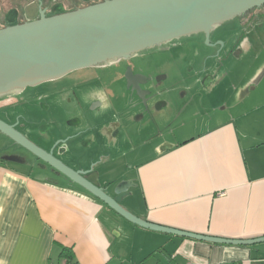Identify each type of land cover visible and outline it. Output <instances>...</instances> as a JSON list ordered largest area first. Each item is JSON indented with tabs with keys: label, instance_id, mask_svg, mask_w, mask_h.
Masks as SVG:
<instances>
[{
	"label": "crops",
	"instance_id": "1",
	"mask_svg": "<svg viewBox=\"0 0 264 264\" xmlns=\"http://www.w3.org/2000/svg\"><path fill=\"white\" fill-rule=\"evenodd\" d=\"M259 48L263 50L264 42ZM263 68L264 58L255 56L251 69L263 74ZM215 75L217 89L189 90L196 97L188 91L193 105L195 98L201 100L204 111L193 131L197 133L175 142L160 135L149 155L137 151L123 171L128 114H119L118 104H110L114 93L104 90L107 103L89 110L94 119L70 128L73 132L66 129L69 134L81 129L86 136L72 145L97 149L93 155L84 150L85 158L75 159L71 169L92 167L100 188L110 196L117 183L133 181L120 205L144 222L223 240L264 237V90L253 93L251 101L249 90H221L223 78ZM213 82L207 77L202 87ZM186 111L182 108L178 116ZM113 128L116 135L110 136ZM3 137L9 144L3 146L6 155H0V264H68L62 250L72 256L71 264H264V243L215 244L139 228L59 173L37 167Z\"/></svg>",
	"mask_w": 264,
	"mask_h": 264
},
{
	"label": "water",
	"instance_id": "2",
	"mask_svg": "<svg viewBox=\"0 0 264 264\" xmlns=\"http://www.w3.org/2000/svg\"><path fill=\"white\" fill-rule=\"evenodd\" d=\"M262 5L264 0H107L47 18L42 13L38 20L0 29V96L77 70L129 60L141 51L182 37L208 36L221 24ZM126 73L131 75L130 69ZM133 92L146 110L153 97L151 92L139 88ZM15 126L0 120V134L139 228L215 244L264 243V237L223 240L144 222L120 205L134 186L133 181L117 183L110 196L100 188L98 173L92 167L88 171L69 168L53 155L55 146L45 152Z\"/></svg>",
	"mask_w": 264,
	"mask_h": 264
},
{
	"label": "rangeland",
	"instance_id": "3",
	"mask_svg": "<svg viewBox=\"0 0 264 264\" xmlns=\"http://www.w3.org/2000/svg\"><path fill=\"white\" fill-rule=\"evenodd\" d=\"M29 1H33L35 4L40 3V0H0V9L3 10L1 16L10 17L12 13L10 10L11 8H20L22 4ZM46 1L47 0H45V6L48 5ZM102 1L107 0H89L88 3H95L94 5H96ZM65 3L68 4V9L69 7H73L74 9L77 7L76 0H66ZM88 3L84 5L88 7ZM259 9L260 8H255L253 9L254 11H248L249 14L245 13L238 18L236 17L231 21L221 24L217 27L212 36H210V34L208 36L204 34H194L182 37L141 51L130 58V63L128 65L132 68V71L150 79L149 82L142 85V88L143 90L150 91L153 95L150 99L152 112L153 109H156V106L164 104L165 102L167 103V106L156 115L155 119L145 115L142 120L143 123L138 124L141 118L136 116V114L142 111L144 107L135 94L132 95L130 92L125 93L124 90L126 89L124 88V82H111V75L117 71H121L118 70L116 66L109 67L110 69L108 68L106 70L92 68L81 69L70 74V76L65 79L68 83L66 86L68 88L64 90H72V87H74V90L78 93L77 97L80 96L83 100V102H81V109L83 112H81L78 107H75V105L70 106L64 104V109L57 112L55 118H61L65 122L70 118H76L78 116H82L81 121L84 122L88 117L89 120H93L94 116L92 117L91 112L88 111L91 109V106L88 107L91 105V102L98 101L99 105L97 108H99L108 101L104 97V90L114 93L115 99L113 98L110 104H118L117 112L119 114L121 111L127 112L128 114L124 117V119H126V122H124L126 133L123 135L124 145H122V149L126 152L127 157L121 160L120 171H123L126 166H130L131 163H133L132 157L137 151L140 152L142 157L149 155L153 147L161 142L159 138L160 135L164 134L168 142H175L178 138H184L189 134L192 135L193 133H197L193 131L200 126V119L204 111L201 109L202 105L200 106L201 100L199 102V99L195 98V100L198 101L197 106L196 101H194L193 105L191 94L193 97H196V94L189 90L217 89L219 87L218 81L214 78L216 73H220L217 78H223L220 85V87H222L221 90H249L251 101L255 99V94L253 93L264 90V78L262 80H257L255 78L263 77L264 71L263 74H259L256 69H251L254 66L255 56H262L264 58V48L263 50L259 48L260 42H264V23L260 25V22L264 21V14H262L264 13V9L258 11ZM70 12H74V10L68 13ZM258 13H261L259 20L257 19V21L253 22L251 25H247L248 19H253ZM49 16L51 17L52 14ZM216 42H223V46L225 42L224 52L220 53V55H214L217 53V50L212 44ZM125 62L126 61H124V63ZM194 75L197 77L196 80H198L199 84L196 83ZM210 76L213 77L214 82L211 86L202 87L203 81ZM245 78L247 79L246 82L243 81ZM54 86L56 85L51 83L46 88L43 87L42 91L52 90ZM181 91L186 93L185 96H181ZM32 93L33 92L30 91L18 98L9 97L0 99V120L10 125L17 124L16 129L20 133L30 141L41 144V142L49 141L50 135L47 138H41L38 133L44 131L46 126L38 128V125H35L36 123L32 124L31 121L36 117L37 119H49L50 122H53L54 113L46 111L45 106L51 103L49 100H40V110L38 112L29 105H22V101L30 99ZM238 96L239 94H237V97ZM241 97L242 96H240L238 100H240ZM66 99H68L67 96L65 100ZM58 100L63 102V99ZM232 100H234L233 97ZM13 101H15V103L12 106L11 104ZM223 101L225 100H221L220 102ZM209 102L212 103L211 100H209ZM220 102L219 104H223ZM206 104L207 102L204 101L203 105L205 106ZM55 107L58 111L60 108L59 102H55ZM75 108H77L78 111H76ZM182 108H186L187 111L184 114L182 112L181 115L178 116ZM108 118L111 119V116ZM128 123L130 129H128ZM83 127L84 126H82V128ZM138 129H142V131H136ZM73 130L74 129H70L71 132H73ZM173 130H176L175 135L171 137L168 136L167 133ZM83 134L84 132L81 129L76 130L74 141L77 140L78 142L81 141L82 138H85L86 136ZM0 138V155L4 156L6 153L4 152L5 149L3 146L8 145L9 142L1 135ZM70 144V146L68 145L67 155L59 156V160L70 168L73 167V163L77 159L83 160L86 153L90 152L91 155L96 154L97 149L95 147L89 150L88 148H82L80 145ZM132 147L135 148V152H131ZM29 155L30 156L27 158L34 160L32 155ZM92 165L96 166L94 163H92ZM45 169L51 170L49 167Z\"/></svg>",
	"mask_w": 264,
	"mask_h": 264
},
{
	"label": "flooded vegetation",
	"instance_id": "4",
	"mask_svg": "<svg viewBox=\"0 0 264 264\" xmlns=\"http://www.w3.org/2000/svg\"><path fill=\"white\" fill-rule=\"evenodd\" d=\"M17 1H19V0H17ZM65 2H66V0H47L46 3L48 5L45 6V0H40V3H37V4H35V2H33V1H29V4L24 8H22L21 6H20V8H15V7L11 8L10 10L12 11V13H11L10 17L1 16V12L3 10L0 9V29H4V28L14 26V25H21V24H24L27 22L38 20L41 17L42 13L47 18V17H50L49 16L50 14H52V16H55L58 14H63L65 12L68 13L69 11H73V10L75 11L78 9H82V8L87 7V5H84V4L88 3L89 0H76V3H77L76 8L77 9L76 8L74 9L73 7H69V9H68V4H66ZM94 4L88 3V6L94 5ZM71 8H73V9H71ZM26 10L29 12L27 13ZM28 15L32 16V18L30 19ZM216 29L217 28H215L214 30H212L210 32V36H212L215 33ZM210 36H209V38H210ZM212 45L217 50V53L214 55H217V54L220 55V53L224 52L225 42H224V46H223V42H216V43H213ZM220 46H221V48H220ZM124 61H126V62L124 63ZM129 63H130V59H129V61L128 60H121V61L113 62L110 64H106L104 66H99V67L92 68V69L106 70L109 67L116 66V68L118 70H121V71L120 72L117 71L111 75V78H112L111 82H113V83L114 82L119 83V81L124 82V88L126 89V90H124L125 93L126 92L131 93V90H138V88L140 90H143L142 85L149 82L150 79L134 73L132 71V68L128 65ZM128 69H130L131 75L130 74L126 75L127 74L126 72ZM74 72H76V71H74ZM72 73L73 72H71V73H69V74H67V75H65L59 79L53 80V81H47V82L40 83V84L32 86V87H26L21 91H17V92H13L10 94L0 96V99L9 98V97L18 98V97H21L22 95H25L27 92L29 93L30 91H32L33 93L31 94V98L23 100L22 105H29L33 109H35L36 112H38L40 110L39 109V103H40L41 99L51 101V103L47 104V106H45V108H46L47 112L49 111L51 113H54L53 122H50L49 119H47V120L45 118H38L37 119L36 117H34V120L31 121L32 124L36 123L35 125H38L37 126L38 128H40L41 126H46V129L44 131H40L38 133V135L41 138H44V137L47 138L50 135V140L41 142V144L34 143L32 141L31 142L33 144H35L36 146H38L39 148H41L42 150H44L45 152H48L51 148H53V146H55V148L53 150V155L58 160L60 158L59 156H63L65 154L67 155L68 145L70 146V143L73 142L75 137H76L74 135L75 133L69 134L66 129H70L73 127L80 126L84 122V121H81L82 116H78L76 118L75 117L70 118L69 120H67V122L63 121V119H61V118L60 119L55 118V114L57 112L61 111L62 109H64V104H67L70 106L75 105V107H78L81 110V112H83V110L81 109L82 108L81 102H83V100L81 99L80 96L77 97L78 93H76V90H74V87H72V90H64L65 88H68V87H66L68 85V83L65 79H67V77H69L70 74H72ZM51 83H54L56 85L53 87L52 90H43L42 91L43 87L46 88ZM71 94H72V96H71ZM131 94L134 95L135 93L133 92ZM66 96L68 99L65 100ZM58 99H61V100L63 99V102L62 101L60 102ZM55 102H59V104H60V108L58 111L55 107ZM14 103H15V101H13V103L11 105L13 106ZM97 104L99 105V103L94 101V102H91V105H89L88 107L91 106L90 110H94L97 108V106H98ZM148 104H149V107L146 110L144 108V109H142V111H139L136 114V116L140 117L141 120H143L145 115H148V116L155 119L156 115L159 112L163 111V108L166 107L165 104H160V105L156 106L155 107L156 109H153V112H152L151 107H150L151 106L150 102ZM17 106H19V105H17ZM75 110L78 111L77 108H75ZM37 116H38V114H37ZM1 121H3V120H1ZM4 123H6V122H4ZM8 125H10V124H8ZM15 125L17 126V124H15ZM16 126H15V130L18 131L16 129ZM62 135H64V136L61 138ZM109 135L110 136L116 135V129L113 128ZM13 147H14V145H13ZM13 147H12V149L15 148V147L14 148ZM16 149L19 150L20 152H22L26 157L30 156L29 154H26L27 152L25 150H23L19 147H17ZM32 158L35 160L37 167L48 168V166L46 164H44L40 161H37L33 156H32ZM39 163H41L42 165Z\"/></svg>",
	"mask_w": 264,
	"mask_h": 264
},
{
	"label": "trees",
	"instance_id": "5",
	"mask_svg": "<svg viewBox=\"0 0 264 264\" xmlns=\"http://www.w3.org/2000/svg\"><path fill=\"white\" fill-rule=\"evenodd\" d=\"M60 256H61L62 258H64V259H66V262H67L68 264H71V260H70V259H72V256H68L67 254H64V250H62Z\"/></svg>",
	"mask_w": 264,
	"mask_h": 264
}]
</instances>
